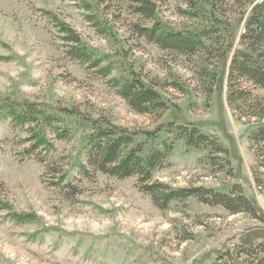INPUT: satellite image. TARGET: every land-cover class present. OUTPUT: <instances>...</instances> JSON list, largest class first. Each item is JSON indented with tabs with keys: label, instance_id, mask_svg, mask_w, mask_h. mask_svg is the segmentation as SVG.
I'll list each match as a JSON object with an SVG mask.
<instances>
[{
	"label": "rangeland",
	"instance_id": "obj_1",
	"mask_svg": "<svg viewBox=\"0 0 264 264\" xmlns=\"http://www.w3.org/2000/svg\"><path fill=\"white\" fill-rule=\"evenodd\" d=\"M156 2L163 21L175 29L199 23L181 12L186 5L178 0ZM218 7L217 17L230 25L225 34H231L233 51L241 49L240 20L250 9L248 0H219ZM102 9L118 34L114 42L100 35L85 18L88 12L70 0H0V57L14 59H0V98L76 107L136 131L156 132L175 121L195 124L219 139L228 157L216 156L219 165L214 166L209 151L189 149L174 134L143 136L147 149L161 147L164 141L174 145L171 159L155 179L173 188L206 187L227 194L239 185L259 207L262 220L246 213L232 215L196 198L162 211L140 191L137 178L120 180L102 173L89 180L75 171L82 193L73 203L47 186L50 179L42 164L21 161L18 149L8 142L16 133L8 121L0 122V182L17 211L35 212L42 220L40 225L20 226L0 212V264H217V253L225 247L264 243V184L259 185L264 168H259L250 142L256 121L245 108L231 105L227 80L220 88L226 69L215 62L208 67L210 76L203 78L205 66L199 59L164 52L139 37L133 29L138 18L122 0ZM50 13L109 57L117 67L111 77L133 69L155 85L168 105L165 114H136L117 95L111 77L102 78L89 65L72 61ZM233 56L229 54L230 61ZM248 87L253 98H264V91ZM89 132L82 128L72 141L56 140L57 155H75ZM45 228L54 230L39 234Z\"/></svg>",
	"mask_w": 264,
	"mask_h": 264
},
{
	"label": "trees",
	"instance_id": "obj_2",
	"mask_svg": "<svg viewBox=\"0 0 264 264\" xmlns=\"http://www.w3.org/2000/svg\"><path fill=\"white\" fill-rule=\"evenodd\" d=\"M84 10L86 19L95 30L109 41H116L118 34L104 14L102 7L115 0H70ZM138 21L134 31L148 43L164 52L174 53L204 63L203 78L210 76L208 67L221 65L226 71L219 79L220 88L228 81L229 100L238 110H247L255 119L256 129L250 142L256 152L259 168H264V98H253L252 86L264 91V0H248L250 9L242 13L240 22L244 31L240 37L242 48L233 51L231 34H225L229 24L217 17L219 0H178L186 5L181 12L190 20L199 21L192 27L175 29L161 17L156 0H122ZM109 6V5H108ZM106 7L109 9V7ZM55 27L63 34L67 55L72 61L87 64L102 78L111 77L116 66L107 55H101L89 47L69 24L51 15ZM234 53L230 61L229 54ZM2 57H0L1 59ZM2 60H14L2 58ZM215 78V75L213 76ZM111 86L117 95L126 101L133 112L139 115H163L168 105L156 86L143 80L130 69L128 75L111 77ZM9 122L16 133L8 141L18 149L21 161L35 160L45 167L49 177L47 186L59 190L68 201L77 202L82 193L75 181V171L91 180L97 173L120 180L137 178L141 192L150 197L155 207L169 211L176 203L196 198L210 206H221L232 215L249 214L262 220L259 207L245 194L241 186H234L231 193L206 187L173 188L155 179V174L164 169L174 151V145L164 141L161 147L147 149V142L140 140L156 138L165 131L185 142L189 149L209 151L214 166L218 157H228L229 150L219 139L200 131L195 124L177 125V121L161 125L156 132L136 131L118 126L105 117L94 118L76 107L50 105L29 100L19 101L11 97L0 98V122ZM90 128L75 155H57L56 140L72 141L78 129ZM85 160H82V157ZM225 164L231 165L230 159ZM225 166V165H223ZM220 167L219 171H222ZM264 181L259 179V185ZM0 212L14 224L40 225L42 220L35 212L17 211L8 197L7 188L0 182ZM45 228L39 234L53 231ZM38 234L31 235L37 236ZM217 264H264V243L256 247L237 246L234 250L225 247L217 253Z\"/></svg>",
	"mask_w": 264,
	"mask_h": 264
}]
</instances>
